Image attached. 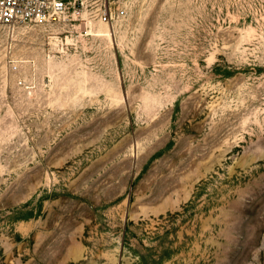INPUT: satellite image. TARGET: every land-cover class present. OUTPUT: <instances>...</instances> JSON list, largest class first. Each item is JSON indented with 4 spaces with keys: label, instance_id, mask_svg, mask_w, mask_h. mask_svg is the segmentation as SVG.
<instances>
[{
    "label": "rangeland",
    "instance_id": "rangeland-1",
    "mask_svg": "<svg viewBox=\"0 0 264 264\" xmlns=\"http://www.w3.org/2000/svg\"><path fill=\"white\" fill-rule=\"evenodd\" d=\"M0 27V264H264V0H126Z\"/></svg>",
    "mask_w": 264,
    "mask_h": 264
},
{
    "label": "built area",
    "instance_id": "built-area-1",
    "mask_svg": "<svg viewBox=\"0 0 264 264\" xmlns=\"http://www.w3.org/2000/svg\"><path fill=\"white\" fill-rule=\"evenodd\" d=\"M126 0H0V27L48 25L86 11L99 23L112 26L127 14Z\"/></svg>",
    "mask_w": 264,
    "mask_h": 264
},
{
    "label": "bare ground",
    "instance_id": "bare-ground-1",
    "mask_svg": "<svg viewBox=\"0 0 264 264\" xmlns=\"http://www.w3.org/2000/svg\"><path fill=\"white\" fill-rule=\"evenodd\" d=\"M103 25V24H102ZM106 26V25H105Z\"/></svg>",
    "mask_w": 264,
    "mask_h": 264
}]
</instances>
